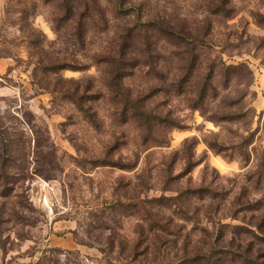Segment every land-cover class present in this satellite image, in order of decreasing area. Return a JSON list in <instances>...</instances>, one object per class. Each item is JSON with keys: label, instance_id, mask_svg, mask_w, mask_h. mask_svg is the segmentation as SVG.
<instances>
[{"label": "rangeland", "instance_id": "1", "mask_svg": "<svg viewBox=\"0 0 264 264\" xmlns=\"http://www.w3.org/2000/svg\"><path fill=\"white\" fill-rule=\"evenodd\" d=\"M0 264H264V0H0Z\"/></svg>", "mask_w": 264, "mask_h": 264}, {"label": "trees", "instance_id": "2", "mask_svg": "<svg viewBox=\"0 0 264 264\" xmlns=\"http://www.w3.org/2000/svg\"><path fill=\"white\" fill-rule=\"evenodd\" d=\"M51 68H53V70H58V68L62 69L65 67H62L61 65H53V67H51ZM224 83H225V85H223V88H225V89L228 88V86H227L228 82L225 81ZM208 89L212 90L213 92L216 90V88L212 85V83L210 81H207L203 84L200 91L198 92V94H199L198 99L196 101L192 102V104L190 105V108H199L200 110L203 109V104H204L203 102L205 101L206 92L208 91ZM206 144L208 145V147H210L211 149H213L216 152H221L223 150L222 145L217 143V142H212V141L207 142L206 141Z\"/></svg>", "mask_w": 264, "mask_h": 264}]
</instances>
